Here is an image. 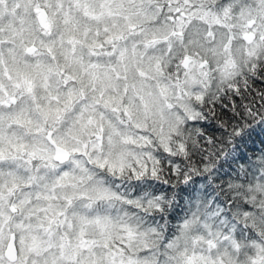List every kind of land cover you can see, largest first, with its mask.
I'll return each instance as SVG.
<instances>
[{
	"label": "snow or ice",
	"instance_id": "6c2138e0",
	"mask_svg": "<svg viewBox=\"0 0 264 264\" xmlns=\"http://www.w3.org/2000/svg\"><path fill=\"white\" fill-rule=\"evenodd\" d=\"M0 264H264V0H0Z\"/></svg>",
	"mask_w": 264,
	"mask_h": 264
},
{
	"label": "trees",
	"instance_id": "16d2710c",
	"mask_svg": "<svg viewBox=\"0 0 264 264\" xmlns=\"http://www.w3.org/2000/svg\"><path fill=\"white\" fill-rule=\"evenodd\" d=\"M205 127L207 128V130L209 131V133L216 132V129L212 125H210V124L209 125H205ZM224 179H227V177H225Z\"/></svg>",
	"mask_w": 264,
	"mask_h": 264
}]
</instances>
